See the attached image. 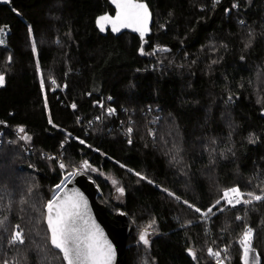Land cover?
Returning <instances> with one entry per match:
<instances>
[{
  "label": "trees",
  "instance_id": "trees-1",
  "mask_svg": "<svg viewBox=\"0 0 264 264\" xmlns=\"http://www.w3.org/2000/svg\"><path fill=\"white\" fill-rule=\"evenodd\" d=\"M141 1L144 44L100 34L108 0L0 2V264H65L46 206L76 170L134 224L126 264H244L249 228L264 264V0ZM233 186L262 199L220 210Z\"/></svg>",
  "mask_w": 264,
  "mask_h": 264
},
{
  "label": "snow or ice",
  "instance_id": "snow-or-ice-1",
  "mask_svg": "<svg viewBox=\"0 0 264 264\" xmlns=\"http://www.w3.org/2000/svg\"><path fill=\"white\" fill-rule=\"evenodd\" d=\"M113 3L116 4L117 9L119 10L115 19L110 18L105 15L99 17L97 19V24L100 26V30L104 31L103 23L108 22L112 24L113 31H119L120 27H129L133 23L139 25L134 30L139 31L141 37L144 36V31L147 28V20H148V9L144 3H133L132 0H113ZM0 43H3L0 40ZM33 51L35 52V45H33ZM39 67V66H38ZM4 83V76L0 75V86ZM55 83V81H53ZM43 87V81L41 82ZM75 107V105H73ZM114 109H108L109 114H111ZM51 123V120H49ZM18 131L20 133L24 132L23 128H19ZM128 133L132 132V128H128ZM21 139H30L26 136H21ZM84 143V141H80ZM131 139H129V143H131ZM66 165L61 163L60 167L64 168ZM85 167H87V162H85ZM136 175L140 176L139 173ZM141 179H145V177L140 176ZM151 183V181H149ZM113 183H117L113 180ZM59 188V186H57ZM121 194H123V188H118ZM229 193L235 194V203H233V198H229ZM170 196L174 195L173 193H168ZM242 193L238 188H231L226 190L224 193V197L228 198L227 202L229 205L233 207L236 204H240L242 201L240 196ZM248 196L252 197L254 200L262 199L261 196H254L252 193H248ZM179 199V197H176ZM83 198L81 197L79 200H65L62 202H57L56 200H49L46 206L47 209V229L50 233V243L53 248L58 249L60 253H62L63 261L66 264H111V261L114 257V251L112 246L108 244L106 241L104 245H101L95 237L93 229L95 225H89L86 220H84V215L80 211V205ZM220 201H217L219 204ZM243 203L248 204L251 203V200H244ZM187 204V201H185ZM190 208H194L193 205H188ZM196 212H200L199 208H195ZM209 212L212 211L210 208ZM239 220L240 217H237ZM2 223V221H0ZM154 223V222H153ZM191 223V221H189ZM151 227V225H149ZM19 228V226H17ZM98 231V230H97ZM147 231H143L140 234L139 239L145 244L148 245L149 241L146 239ZM251 238H252V229H247L243 236V246H244V264H248L247 254L251 249ZM24 243L23 232L21 230H17L12 239L9 241L10 244L15 243ZM209 254L212 253V249H209ZM190 255H193L195 258V254L190 251ZM217 257H219L220 253H215ZM7 264V262H5ZM219 264V262H218Z\"/></svg>",
  "mask_w": 264,
  "mask_h": 264
},
{
  "label": "water",
  "instance_id": "water-1",
  "mask_svg": "<svg viewBox=\"0 0 264 264\" xmlns=\"http://www.w3.org/2000/svg\"><path fill=\"white\" fill-rule=\"evenodd\" d=\"M108 1L112 6V8L114 9V13L107 12L97 16L95 23H96V28L98 29L100 34L107 35V33L110 32L111 34L118 36L121 35L122 33L129 32L138 36L142 40V44H144L145 38L151 34L152 25H153V13L147 2L141 0H132L133 3H144L147 6L149 13L147 20V28L144 31V36L141 37L140 32L134 30L136 27L139 26L135 23H133L129 27H120L119 31H113L111 23L102 22L104 31L100 30V26L97 24V19L105 15L109 16L112 19H115L119 11L116 7V4L113 3V0H108ZM140 51H142V46L140 47ZM98 191L99 188L97 187L95 182L89 178L86 172L82 170H76L73 173V175L69 178V180H67V182L62 186V188L55 194V196L51 200L62 202L65 200H79L82 197L83 200L80 205V211L84 215V220H86L90 226L93 224L95 225L93 232L95 234L96 240L101 245H104V242L106 241L108 244L112 246V249L114 251V257L111 261V264H126L127 241L128 238L132 235L133 225L131 224L128 216L123 212L110 215L107 211L106 205L102 204L98 200L97 198ZM46 217H47V209H46L45 222H46ZM53 249L59 251L58 249L55 248ZM249 252L255 254V251L253 250Z\"/></svg>",
  "mask_w": 264,
  "mask_h": 264
},
{
  "label": "rangeland",
  "instance_id": "rangeland-1",
  "mask_svg": "<svg viewBox=\"0 0 264 264\" xmlns=\"http://www.w3.org/2000/svg\"><path fill=\"white\" fill-rule=\"evenodd\" d=\"M3 1H5V0H0V2H3ZM5 34H6V32H3V31H0V40H2L3 41V43L5 42ZM3 43H0V44H3ZM65 168V167H64ZM63 168V169H64ZM92 173H95V174H97V175H101L103 178H105L106 180H108L109 182H110V184L112 185V187L115 189V192H114V196H113V200L117 203H121L122 201H123V199H124V193L123 194H121L119 191H117V189H118V187L116 186V183L114 184L113 183V180H115L116 181V178H115V176L112 174V173H105V172H102V171H99V170H96V169H92ZM73 175V174H72ZM72 175H70L69 177H68V179L67 180H69V178L72 176ZM92 180V179H91ZM233 187H238V186H233ZM230 188V187H229ZM239 188V187H238ZM228 188H226V189H224L223 191H222V196H223V193L227 190ZM239 190H240V188H239ZM241 191V190H240ZM242 192V191H241ZM245 196L244 197H249V199H252V197H250V196H248L246 193H244V192H242ZM100 194V190L98 191V194H97V198H98V195ZM254 196H255V194H254ZM222 198V197H221ZM221 200V199H220ZM103 204V203H102ZM105 205V204H104ZM119 212H122V211H118V212H116V213H119ZM115 213V214H116ZM133 226H134V224L133 223H131ZM141 234V233H140ZM140 234H139V237H140ZM251 249H253V248H251ZM243 251H244V247H243ZM249 254V253H248ZM258 256V255H257ZM256 256V257H257ZM244 254H243V263H244ZM259 258L257 257V260H258ZM248 264H252V263H248Z\"/></svg>",
  "mask_w": 264,
  "mask_h": 264
},
{
  "label": "built area",
  "instance_id": "built-area-1",
  "mask_svg": "<svg viewBox=\"0 0 264 264\" xmlns=\"http://www.w3.org/2000/svg\"><path fill=\"white\" fill-rule=\"evenodd\" d=\"M41 88H44V86L42 87V85H41ZM30 149L31 150H33V146H30ZM43 155L45 156V157H47V158H51L54 154H52L51 152H43ZM58 161H59V164H61L62 163V160H61V157L60 156H58ZM231 188H234V187H230V188H228L227 190H229V189H231ZM235 188H238V187H235ZM239 189V188H238ZM241 192V191H240ZM225 193V192H224ZM224 193H223V196H222V198H221V200H220V203L219 204H217L218 206H219V209L220 210H222L224 207H233L232 205H229L228 204V202H227V200H228V198H225L224 197ZM242 193V192H241ZM256 195H258V196H261L262 197V195L261 194H256ZM255 195V196H256ZM245 195L242 193V195L240 196V199H241V203H243V201L244 200H252V199H249V197H244ZM234 197H235V194H233V193H229V198H233V203H235V199H234ZM177 200H179V199H177ZM254 200V199H253ZM240 203V204H241ZM240 204H236L234 207H236V206H238V205H240ZM251 250H253V251H255L254 249H250V251ZM255 254H256V252H255ZM211 256H212V260L214 261V264H218V262H219V264H221L222 262H223V259L220 257V255H219V257H217L216 255H215V253H213V254H211Z\"/></svg>",
  "mask_w": 264,
  "mask_h": 264
},
{
  "label": "crops",
  "instance_id": "crops-1",
  "mask_svg": "<svg viewBox=\"0 0 264 264\" xmlns=\"http://www.w3.org/2000/svg\"><path fill=\"white\" fill-rule=\"evenodd\" d=\"M249 254H247V261L248 263H252V264H257L258 260L256 258L257 254H253L252 252H248ZM259 258V257H258Z\"/></svg>",
  "mask_w": 264,
  "mask_h": 264
}]
</instances>
